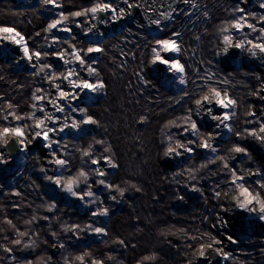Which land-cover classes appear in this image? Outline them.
<instances>
[{"label": "trees", "instance_id": "obj_1", "mask_svg": "<svg viewBox=\"0 0 264 264\" xmlns=\"http://www.w3.org/2000/svg\"><path fill=\"white\" fill-rule=\"evenodd\" d=\"M217 1L201 0L211 6L213 12L196 30L198 20L193 26L183 28L177 16L159 32L150 34L136 20L116 35L102 40L99 44L102 51L95 60L86 59L81 66L70 53L75 48L83 58L89 47L85 35L90 22L86 14L78 18L72 13L84 11L101 0H56L61 8L45 5L43 0L19 4L0 0V27L17 30L30 51L49 53L41 56L40 62L32 57L36 64L30 72L20 71L12 63L0 62V128L21 126L27 133L23 124L31 97L44 96L38 103L46 105V99L54 95L47 85L50 81L45 78L46 73L50 75L55 71L61 76L67 74L68 69H75L74 80L104 83L103 88L90 93L85 106H73L62 113L72 122L84 112L93 122L81 132L69 129L58 135L59 144L54 146L69 161L62 182L69 175L78 177L83 169L88 181L80 177L76 191L89 189L95 195L87 198V207L80 210L75 197L69 193L62 196L58 190L44 191L39 181L41 153L36 151L32 159L39 177L18 180L12 187L0 181V264H93V261L99 264H186L191 250L205 247L217 238L205 212H200L201 207L217 204L218 196L214 197V193L227 189L220 184L232 177V170L244 177V185L248 187H254L246 177L249 171L255 170L264 178V164L250 151L249 138L242 133L243 128L255 129L258 133L264 121L263 106L252 101L253 87L260 83V74L243 67L226 71L214 54L223 34L221 29L239 17L236 8L255 13L257 18L264 15V9L259 7L261 0H241V4L230 5L227 11L228 5L222 8ZM60 12L68 16L64 26L72 30L61 37L57 30H46ZM248 18L257 23L251 16ZM77 22H80L79 27ZM247 31L233 39L241 36L255 41L258 33ZM173 32L182 33L178 58L184 67L186 83L185 88L175 94L160 86L148 69L156 39H171ZM52 37L59 39L54 41ZM59 51L64 52V59L70 62L66 66L51 61V53ZM43 63L52 68L41 70ZM88 66L95 71L89 73ZM207 87L227 92L236 102L230 115V137L216 154L202 157L203 152L197 146L207 128L198 125L200 132L195 137L196 143L191 145L195 149L193 154L178 169L169 170L161 163V153L169 145L175 146L177 139L187 144L186 139L176 135L178 125L183 124L185 116L191 115L194 119L191 104ZM37 88L41 91L37 92ZM73 108L77 111H72ZM237 145L246 150L235 152L242 155V160L228 159L225 154ZM85 151L91 156H85ZM105 156L116 164L115 168L107 163L110 169L102 167ZM91 158L100 163L95 167ZM225 162L228 168L224 167ZM96 168L106 175L97 177ZM98 178L111 184L112 189L97 184ZM119 189L123 190V195ZM98 208H107L108 214L92 216V211ZM73 224L79 228H72L70 235L67 229ZM89 224L104 228L105 233L95 235L87 227ZM16 240L21 243L15 244ZM53 242L58 252L51 249ZM5 248L11 251L6 252ZM246 252L249 254L230 255L227 264H261L260 260L264 259L263 251Z\"/></svg>", "mask_w": 264, "mask_h": 264}, {"label": "rangeland", "instance_id": "obj_2", "mask_svg": "<svg viewBox=\"0 0 264 264\" xmlns=\"http://www.w3.org/2000/svg\"><path fill=\"white\" fill-rule=\"evenodd\" d=\"M134 0H128V3H125L124 0H108L109 3L112 4V6L114 8L117 9L116 14L115 15H111L108 13H105V17L104 19L100 22L99 26L94 25V21L95 19L92 18V14L91 13H87V17L88 20L90 22L89 24V29L88 32L89 34H86L87 37L90 38L91 44L90 46H97V42L104 37L105 35H109V34H113L115 32H119L122 29L126 28L129 24H127L128 22L132 21L128 16V12H129V7L128 4L133 3ZM219 2H221V6L222 8H225L227 5V8L225 9L226 11L229 9L230 5H238L241 4V0H219L217 1V3L219 4ZM95 4V3H93ZM93 4L88 8L90 9ZM195 5V7L193 6ZM123 8L124 12L123 14L120 13L119 9ZM178 9V11H177ZM176 11L177 13H180L178 15H180V22H183L182 27L184 28V26L190 27L193 26L194 23L196 24L197 19L195 18L194 14L197 13L199 14V22L196 25V27L194 28V30H196L197 26L205 21L210 14L213 12V8H209V7H204L202 5H200L197 0H188L187 3L184 2V0L182 1V3L180 4V7L177 8ZM204 9V10H202ZM83 12V11H82ZM237 12V11H236ZM176 13V12H175ZM203 13V14H202ZM238 16L241 15L240 12H237ZM122 15V18H120ZM204 15V16H201ZM80 17V16H79ZM78 17V18H79ZM91 21H92V25H91ZM135 22V21H134ZM134 22H132L131 24H134ZM144 27L145 25L142 24ZM186 27V28H187ZM229 28V32L232 36L241 34L242 31H247L248 29H244L239 33H236L233 29H231V23L227 26ZM146 28V27H145ZM59 33V35H65L67 34L66 32L60 31L59 29H56ZM248 32V31H247ZM179 33V32H178ZM3 33L0 32V36ZM225 33H223L220 38L218 39V45L216 46V50L215 51V56L216 54L220 55V61L221 63H226V59H224V52L223 51V47L224 45L222 44V40H223V35ZM173 36V35H172ZM18 39H20V37H18ZM174 40H178V44H179V51L178 52H173L170 53L169 56L171 57V59H169V61L172 60H179L178 57L179 53H180V41L183 40L182 37V33H179L178 37L173 36ZM198 40V39H196ZM234 41H245L246 39L244 37L239 36L238 39H233ZM25 41H22L21 44H18L19 48H22V45H26L24 44ZM89 46V47H90ZM153 48H158V46L156 45V42L153 44ZM245 49H243V51H241V55L238 58H234L232 60L231 65L236 68V67H243L246 70H254V71H258L260 73V83L253 87V94H252V101L256 104L262 105L264 108V96L263 94H261L259 92V90L262 89V87H264V54H260L257 53L256 56H253L249 53L248 46L245 45ZM18 47H13L12 49L9 48H2L0 50V57L4 58L5 60H9L12 61L14 63L15 68L20 69L21 65H19L16 62V56L20 54V50ZM218 48V49H217ZM165 53L162 49L158 48V52L154 53L152 51L150 57H149V62H148V68L149 71L151 73V75L158 81V83L166 88L171 90L173 93H178L180 92L182 89L185 88L186 83H185V77H184V71L183 73L180 74H167L170 69L168 67H162V69L160 70L159 68L161 67L159 64V62H157L155 60L156 55H160L163 56ZM93 55H95V53H87V49L85 50L84 54H83V58L86 59H92ZM52 62L54 64H60L62 61L59 59L57 56L52 55V57H50ZM168 59V58H166ZM27 65L28 67H26L25 69H28L29 67H34L35 66V61L33 59L29 60L27 59ZM180 62V60H179ZM181 63V62H180ZM167 71V72H166ZM173 72V71H172ZM184 80V83L181 84L180 83V79ZM73 79V78H72ZM51 83L49 82L47 83V85L50 87L51 92L54 94L52 97H48L46 99V105L45 104H41L38 103V101L34 100V96L31 97L30 99V103L29 106L27 107L26 110V115H25V121L23 125H26V130H27V135L25 137V141H26V145H30L31 148H29L28 150L25 151V154L21 156L22 158V167L20 168V171L10 180L7 182L8 186H13V184L18 181V180H26L29 179L31 177H37L38 174L36 172V169L33 165V159L32 156L35 154L36 151H40L41 153V164H40V171L41 174L39 176V181L42 183L43 185V189L44 191H52V190H58V193L62 196H66V194H68L62 187H58L56 186L52 181H50L49 179H47L46 177L48 176H54V175H59V176H63V172L60 168H58L54 163H47L46 162V157H50L49 155H46L44 153V147L42 146V143L37 144L35 146L34 143H32V129L35 123L34 119H31V116H35L37 119L41 118L45 115V112L49 115H53L58 117V125L62 126V125H71L72 122H69L68 120H66L62 113L64 111V109L67 108H71L74 106V104L76 102H80L83 101L84 103H88V98H81L79 95V92L76 91L75 95L77 96V99L72 100V99H68L66 101L63 102H59L61 104V106L63 107V111L62 112H56L55 109L52 107V105L49 103V99H56L57 97V89L51 87ZM57 84L60 85L61 88H63L66 91H72L70 85H68L67 81H56ZM261 87V88H260ZM213 87H207L203 93L197 97L196 99H200L201 97H203L204 95L208 94L210 92V90ZM91 93L90 91L87 92V94ZM195 99V100H196ZM195 100L192 103L191 106V113L194 117V119L198 122V125L201 127H206L207 133L204 136V140H207L213 147L216 148V150L218 151V149L220 148V146L222 145V143L229 139L230 137V131L227 128L224 127H220V128H216L214 131L211 130L212 127V123L216 122L213 121L209 118H206V113H204L203 111H201L199 114H197L195 112L196 109V105H195ZM35 105V107H34ZM45 105V106H44ZM44 106L43 108L45 109L44 112L40 111V107ZM209 107H211V105H208ZM235 109V104L233 106L230 107V109H228L227 111L231 112ZM213 111L216 113H220L222 111V109L219 108H213ZM251 114V113H250ZM88 116L87 114L83 113H79L76 118H78V120H76V122L78 123L79 127L76 129H73L71 127H66L64 129L63 132H57L55 134V138L58 135H63L65 133H67L69 131V129L71 131H82L83 128H85L86 126H88L90 123L85 124L83 123V119ZM251 116V115H250ZM230 121V120H229ZM228 121V123H229ZM259 122V121H258ZM264 123V121L262 122ZM215 133L214 135H212L211 137L209 136V133ZM242 133H244L245 136H247L249 138V141L251 140V136L253 135H249L247 131H245V129H242ZM2 140H0L1 143ZM200 144V143H199ZM175 147V146H173ZM197 149L201 152H203L202 157L203 156H211L217 153V151L215 153H213L211 151V149H206V148H201L199 147V145L197 146ZM57 152L59 153V149H56ZM166 150H163L160 156V159L162 162H172L175 164L181 163L184 159L190 157V154L188 153H183L179 156H176L174 154H168L166 155ZM49 152V151H48ZM193 154V153H191ZM225 156H227L228 159H236V160H242V155H238L235 154V152L233 150H230L229 154H225ZM31 158V159H30ZM5 162V160L0 156V167L3 165V163ZM264 164V163H263ZM256 165V163L254 164ZM95 167L97 165H94ZM106 167L103 168L104 169H110V166L105 165ZM43 169V171H42ZM258 172L255 170H251L247 173L246 177H248V179L252 182V184H254V187H248L246 185H244L245 187L249 188L251 190V192L253 193V195H260L261 199H264V178L261 177L259 174H257ZM232 177L227 178L226 180L223 181V183H221L220 185H222L221 187H227V189H224L223 191H218L219 196H218V200H217V204L215 205L214 203H210L206 206H202L200 212H205V218L209 220V224L211 226V228L215 231V233L217 234V238L215 240H213L212 242L218 243L220 244L222 247L223 246H227V248H229L230 250L226 251L227 257L229 259L230 255H247L249 253H247L246 251L253 249L255 252H264V220L260 219V213H259V205H256V211H249L247 209H245L248 212V218H246L245 226H238V224H235V218H236V205H238V200L236 198L239 197V190L235 187V185H230V181H231ZM65 181H63L62 183H67V178L64 179ZM241 183H245V181H241ZM222 189V188H221ZM76 190V189H75ZM89 189H84V191H88ZM217 192L214 193V197L217 198L216 195ZM76 201V206L78 209L82 210L83 208H86L88 205V199L87 202L85 201H81L79 199H77L76 197L74 198ZM242 199V198H241ZM233 217V219L231 218ZM236 226V228H235ZM88 229V228H87ZM68 234L72 235V227H69L67 229ZM95 233V232H94ZM97 233H95L96 235ZM103 234V233H101ZM99 235V234H97ZM229 237H231L232 239H229ZM238 237H242V240H239ZM246 237V238H245ZM84 238V237H82ZM233 240L235 241V243L233 242ZM211 242V243H212ZM204 248H208L207 246H205ZM51 249L53 250V252H58V246L57 244H55L54 242L51 245ZM190 255V254H189ZM190 258V257H189ZM261 264H264V259L260 260ZM186 264H191L188 260L186 262Z\"/></svg>", "mask_w": 264, "mask_h": 264}, {"label": "snow or ice", "instance_id": "obj_3", "mask_svg": "<svg viewBox=\"0 0 264 264\" xmlns=\"http://www.w3.org/2000/svg\"><path fill=\"white\" fill-rule=\"evenodd\" d=\"M125 3H128V0H124ZM185 3L188 2V0H184ZM43 3L45 5H50L53 8H61L62 6L58 3H56V0H43ZM195 7V5H193ZM128 7L131 8L132 4H128ZM259 7L261 9H264V0H261ZM117 9L112 6L111 3L107 2V0H101V2L93 4V6L90 9H86L83 12L82 11H76L72 13L73 17H79L83 14L91 13L92 18L96 19L97 15L100 13H108L111 15L116 14ZM120 13L123 14L124 9H119ZM235 11L240 12L241 15L238 18H234L231 21V29H233L236 33L241 32L244 29L251 30V32H257L258 36L256 40L253 39H246L245 41H234L233 36L229 32V28L225 26L221 29L223 33V40L222 44L224 45L223 51L227 52L228 48L235 47L236 49H244L245 45L248 46V51L251 55L256 56L257 53L264 54V15H260L258 18L256 17L255 13H246L243 8H236ZM163 15V14H162ZM249 16L252 17L253 20H256L257 23H252L249 21ZM122 18V15L121 17ZM68 20V16L60 12L59 16L57 18H54L51 20V22L48 23L46 30H56L59 29L60 31L70 33L72 30L70 27L64 26L65 22ZM154 24L159 25L160 20L156 19L152 21ZM259 25V27L257 26ZM76 26H80V22L76 23ZM0 32L5 34H14L13 35V43L21 44L23 41V37L20 36V33L17 32L15 29L11 27H0ZM173 36L178 37L179 33L173 32ZM15 37H20V39H15ZM9 36L5 35L4 39H8ZM52 39L58 40V37H52ZM156 45L158 48L162 49L165 52H178L179 51V44L178 40L174 39H156ZM158 48H153L152 51L154 53L158 52ZM23 53L25 58L31 60L32 57L36 58L37 62H40L41 56H47L49 55L48 52H41V51H30L29 48L26 45H22ZM102 51V49L98 46H90L87 48V53H97ZM51 55L57 56L59 59L64 60V64L67 65L70 62L68 60L64 59L65 53L62 51L59 52H52ZM70 55L74 58L76 62H78L81 66L85 65L86 59L82 58V56L79 54V51L75 48L71 51ZM156 60L159 61L160 64L167 65L170 70H172L175 74L183 73L184 67L179 62V60H172L169 61L168 59L161 58L160 55H156ZM52 66L48 63L41 64V70L43 69H51ZM95 71L91 66H88V72L91 73ZM76 75L75 69H68L66 75L58 76L55 71H52V73L45 74V78L52 82L51 87L57 89V97L56 99H49V103L52 105V107L55 109L56 112H62L63 107L59 102L66 101L68 99L75 100L77 99V96L75 95V92L77 90H88L90 92H95L100 88L104 87V83L102 81H97L95 83L90 82L87 79H80V80H74L72 77ZM55 78V79H54ZM60 80L61 82L67 81L68 85H70L72 91H66L63 88L60 87L59 84H57L55 81ZM180 83L183 84L184 80L181 78ZM37 92H40L41 89L37 88ZM45 99L44 96L41 95H34L35 101H41ZM235 100H233L227 92H222L221 90H218L216 88H212L210 92L200 99L195 100V105L197 106L195 109V112L199 114L201 111L206 113V118H209L213 121H216V128L224 127L227 128L229 131L232 130L230 124L228 121L230 120V112L227 111L230 109L231 106L235 104ZM208 105H211L209 107ZM35 107V105H34ZM213 108H219L225 111H222L220 113H216L213 111ZM40 111L44 112L45 109L43 107H40ZM72 111H77L76 108H73ZM79 111L83 112V109H79ZM192 110H190L191 112ZM11 115V113H9ZM254 115V113L252 114ZM31 119L35 120L33 129H32V140H35L39 138L42 142V146L49 150V156H50V163H54L58 168H60L62 171L65 169V166L69 164V161L64 157L63 153H58L56 150L55 145L59 144V141L55 138V134L57 132H63L66 127H71L73 129H76L79 127L78 123L73 120L72 124L69 126L67 124L57 127L58 125V117L49 115L45 112V115L41 118H36L35 116H31ZM16 119H20V117H16ZM92 117L86 116L83 119V123L88 124L92 123ZM179 131L177 132V136L181 139H186L187 144L181 143L180 139H177L175 147H172L171 145L168 146L166 150V155L168 154H174L176 156H179L183 153L191 154L194 152V148L191 147V145L196 143L195 137L197 133L200 132V128L198 126V122L192 118L191 115L185 116L184 122L182 125H178ZM245 131L248 132L249 135L256 136V130L255 129H245ZM260 133H264V123L261 124L259 128ZM215 133H209V136L211 137ZM239 132H237V136H239ZM27 133L24 131V128L21 126H4L0 128V140L3 141L5 145H7L11 140L15 139L16 142H18L22 147L21 151L24 150V147H26V137ZM171 135L169 136V139H171ZM256 139L264 140V136H256ZM199 147L211 149L213 153H215L217 150L215 147H213L207 140L201 139V142L199 144ZM66 150V149H65ZM236 153L240 152H246V150L240 146H234L232 149ZM85 156H91V154L88 151L84 152ZM103 160L110 165L111 167L115 168L116 164L113 163L107 156L103 157ZM100 161L96 158H91V164L92 165H98ZM224 167L228 168L229 165L225 162ZM96 171L97 177H104L106 175V172L103 170H100V168L94 169ZM43 171V169H42ZM259 174V173H257ZM83 177L84 181H88V175L87 173L81 169L79 171L78 177H71L69 175L67 179V183H62V177L59 175L54 176H48L46 177L50 181H52L56 186L62 187L67 193H69L71 196L76 197L77 199L81 201L87 202V198L93 197L95 193L92 191H76L75 189L79 185V178ZM244 177L239 175L235 170H232V179L230 181V185H235V187L239 190V197L236 198L238 200V206L241 209H247L249 211H256V205H259V213L260 219L264 220V199L260 198V195H253L251 190L244 186L241 181H243ZM97 184L104 185L109 190L112 189V185L108 184L104 179H97ZM264 186V185H262ZM89 187H91L89 185ZM121 195H123V190H118ZM217 196H219V193H216ZM115 199V197H112ZM242 198V199H241ZM55 205H52L51 207H54ZM51 210V208L49 209ZM108 214L107 208H98L96 211H92V216H106ZM87 227L97 233H105V229L102 227H93L91 224L87 225ZM73 229L79 228L78 225L73 224ZM20 235H24V233H20ZM229 239H232L229 237ZM235 243V241L233 240ZM15 244L19 245L21 243L20 240L14 241ZM123 243V241H121ZM208 247H212V244H208ZM203 245L201 246V249H203ZM6 252H10L11 249L5 248ZM200 256L204 255L203 250L199 253ZM225 258H227V254H224ZM93 264H99V262L93 261Z\"/></svg>", "mask_w": 264, "mask_h": 264}, {"label": "water", "instance_id": "obj_4", "mask_svg": "<svg viewBox=\"0 0 264 264\" xmlns=\"http://www.w3.org/2000/svg\"><path fill=\"white\" fill-rule=\"evenodd\" d=\"M16 3L22 2L23 0H12ZM179 0H136V3L134 6H132L131 13L129 15V18L135 19L136 17H140L142 23H144L149 31H156L157 28H159L163 22L167 21L171 18L173 15L177 2ZM163 14V15H162ZM100 19L103 17L102 13L99 15ZM159 19L160 24H154L152 21ZM97 24V23H96ZM107 37V35L105 36ZM8 47V46H7ZM231 59L227 60L226 63L223 64V68L227 71L235 69L230 62H232V59L237 58L240 56L239 49L232 48L230 51ZM0 62H4V58L0 57ZM28 66H21L20 69H25ZM160 70L162 67L159 68ZM264 94V91H262ZM81 98H89L87 91L81 95ZM77 106H85L86 103L83 101L76 102ZM256 136H264V133H260ZM256 136L251 137L250 146L252 151H254L258 157L264 161V140L256 139ZM32 143L37 144L42 143L39 138L32 140ZM21 145L15 141V139L11 140L7 145L1 141L0 143V156L5 160L3 165L0 167V180L10 181V179L16 175L20 168L22 167V158L21 156L25 154V151L31 148L30 145H27L24 147V150L21 151ZM49 150L44 148V153L46 155H49ZM103 164H105L103 162ZM167 169L169 170H175L180 166V163L175 164L172 162H164L162 163ZM247 211L245 209L243 210H237L236 212V218H235V224L237 223L238 226H245V219L247 217ZM233 219V217H231ZM236 228V226H235ZM239 240H242V237H238ZM246 238V237H245ZM212 247L203 248L202 250H205V253L203 256L199 257L197 259V264H226L227 258H225V250H230L227 248V246H221L218 243H211ZM201 249V247L196 248L191 253L192 254L198 250ZM190 257V259H191ZM189 259V261H190ZM192 264V263H191ZM195 264V263H194Z\"/></svg>", "mask_w": 264, "mask_h": 264}, {"label": "bare ground", "instance_id": "obj_5", "mask_svg": "<svg viewBox=\"0 0 264 264\" xmlns=\"http://www.w3.org/2000/svg\"><path fill=\"white\" fill-rule=\"evenodd\" d=\"M98 24L100 23V19H99V21L97 22ZM5 35H8L9 36V38L8 39H4V36ZM13 35L14 34H5V33H3L1 36H0V50L2 49V48H5V47H10L11 49L13 48V47H18L19 48V46H18V44L17 43H13ZM15 39H18V37H15ZM231 48L232 47H230V48H228V50H227V52H224V59H227V60H229V59H231V56H230V50H231ZM19 50H20V54L19 55H17L16 56V62L19 64V65H21V66H25V65H27V60H26V58H25V56H24V53H23V49L22 48H19ZM164 55L163 56H161V58H164V59H166V58H169L170 56H169V54L170 53H173V52H165L164 51ZM156 60V59H155ZM169 60V59H168ZM226 60V61H227ZM157 62H159L158 60H156ZM160 64V63H159ZM160 66H162V67H168L167 65H163V64H161ZM167 72V71H166ZM167 74H174V72H172V70H170ZM78 92H79V95L81 96L82 94H84L87 90H77ZM216 123L217 122H214V123H212V127H211V130L212 131H214L215 129H216V127H215V125H216ZM46 162L48 163H50V157H46ZM51 164V163H50ZM236 207L239 209V210H243V209H241L238 205H236ZM248 214V213H247ZM249 216L247 215V217L246 218H248ZM202 249H198V250H196L193 254H192V257H191V259H190V263H192V264H197V259L199 258V257H201L200 255H199V253H200V251H201ZM203 252L205 253V250H203Z\"/></svg>", "mask_w": 264, "mask_h": 264}]
</instances>
